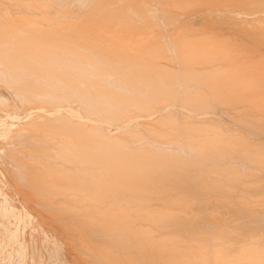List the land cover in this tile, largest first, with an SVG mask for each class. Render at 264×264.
<instances>
[{"label": "bare ground", "instance_id": "6f19581e", "mask_svg": "<svg viewBox=\"0 0 264 264\" xmlns=\"http://www.w3.org/2000/svg\"><path fill=\"white\" fill-rule=\"evenodd\" d=\"M1 135L86 264H264V0H0Z\"/></svg>", "mask_w": 264, "mask_h": 264}, {"label": "rangeland", "instance_id": "374dc122", "mask_svg": "<svg viewBox=\"0 0 264 264\" xmlns=\"http://www.w3.org/2000/svg\"><path fill=\"white\" fill-rule=\"evenodd\" d=\"M233 28H236V25H234ZM6 137H8V135H6V136H4V135L2 136L1 135L0 142L6 141L5 140V139H7ZM3 159L5 160L4 155H0V203L2 204V208L4 209L5 207L9 206L11 209H14L13 206H18V205H20L21 202L26 203V205L29 208V210L31 211V213H34L33 215H35V217L40 222V224H41L40 226L42 227V225H43L42 228L47 232V235H49V236L54 235L59 240H61L63 242L62 245H59V246L57 244H55V243L52 244L53 243L52 240L47 239V238L45 239V236L43 235V231L41 230L42 228L41 229L39 228L40 226L39 227L36 226L37 229L36 230H34V229L32 230V228H33L32 223H30V222H28L27 224L24 223L26 221V220H24L25 217L19 216L18 215L19 214L18 212L14 213L16 215V217L17 216L20 217V219H19V217H18V219L16 218L17 221L18 220L19 221L22 220L21 222H19V227H18V224H17L18 222L16 223L17 224V227L19 228L18 229V232L21 233V236H19L21 238L20 240H22V238H23L22 235L23 234H25L23 236L26 237V239L28 240V251H27L28 252V255H27V258H26V263L27 264H32L31 263V259H30V256L33 254L32 252H34L35 254H37V253H40V254L43 253V255L45 257L44 259H47L49 261L48 256L50 257V255H52L51 252L54 253V251H55L56 254L58 253V256H59L58 263L57 264H72V263L73 264H86L83 261V257L82 256L80 257V255H78L75 252V250L72 248L71 239L69 238L68 234L64 230H62V228L59 225H57L55 221H53L49 217H47V215L45 213L43 214V212L36 205H34L32 203V201H30V203H29L28 200H24L25 197L21 193V189L22 188H19L20 185H21L20 187H22V184H20L19 182H17L16 179L14 180V176H12V174H11L12 172L10 170L8 171V169H7V167L9 165H7L5 163V161H3ZM3 163L6 164V165H4ZM3 167H5L6 169L3 168ZM7 172H9V174ZM8 184H10V185H8ZM17 185H19V186H17ZM3 216L5 218L8 217V216H6L4 214H3ZM29 223L31 224V226H30ZM28 224H29V226H25V225H28ZM22 229H23V231H22ZM21 231L23 232V234H22ZM0 233H1V231H0ZM30 237H33V238H30ZM34 237L36 238V240H35ZM30 239L33 240V241H37V245L35 246V248H37V251H36V249L33 251L34 246L32 244V241H30ZM47 243L49 245H47ZM50 244H52V245H50ZM63 245H64V248H65V250H63L64 251V254H67L68 259L67 258H61L60 251L62 250ZM51 246H53V247H51ZM48 250H49V253H48ZM0 251L2 252V253L0 252V254L3 255V249H1ZM6 251L7 250H4V253ZM1 255H0V258H1L0 264H5V263L6 264H8V263L14 264V263H16V261L18 263V258L19 257L17 255V252L15 254V257L4 258ZM16 256H17V258H16ZM2 258H3V261H2ZM11 260H12V263H11ZM37 264H39L38 259H37ZM43 264H47V263L44 262Z\"/></svg>", "mask_w": 264, "mask_h": 264}]
</instances>
